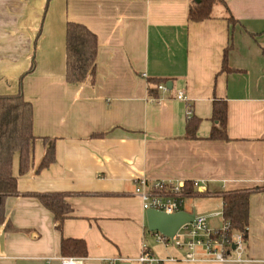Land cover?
Wrapping results in <instances>:
<instances>
[{
    "label": "crops",
    "instance_id": "0c3cea01",
    "mask_svg": "<svg viewBox=\"0 0 264 264\" xmlns=\"http://www.w3.org/2000/svg\"><path fill=\"white\" fill-rule=\"evenodd\" d=\"M223 1L210 18L189 21L194 0H0V94L20 91L32 103L35 136L26 172L13 158L18 194L5 201L0 264H44L63 256L62 239L85 242L84 264L142 251L181 259L184 250L163 247L148 229L136 179L197 182L205 194L192 195L203 197L187 202L191 210L184 198L182 210L207 222L221 216L219 192L264 184V0ZM68 21L97 37L94 74L80 84L65 78ZM148 78L171 88L152 95ZM217 98L227 101V139L208 138ZM192 116L200 122L188 139ZM51 145L54 160L41 167ZM50 193L71 207L60 228L38 198ZM243 254L164 264H264V190L249 196Z\"/></svg>",
    "mask_w": 264,
    "mask_h": 264
},
{
    "label": "trees",
    "instance_id": "16d2710c",
    "mask_svg": "<svg viewBox=\"0 0 264 264\" xmlns=\"http://www.w3.org/2000/svg\"><path fill=\"white\" fill-rule=\"evenodd\" d=\"M223 0H194L188 8L189 21H201L211 17L212 7ZM229 24L234 22L233 17L227 16ZM232 46L229 33L228 44L223 52L221 71H230L227 65V54ZM97 55V37L85 25L77 22L66 23L65 30V78L68 83L80 84L87 77H92ZM167 82L163 78H148L149 92L157 94V85ZM211 126L209 139H227V101L223 98L213 99L211 106ZM200 119L192 116L185 125V137L196 138V131ZM97 135V134H95ZM35 136L33 134V105L25 100L19 91L14 94H0V224L5 221V201L9 196L18 194L17 178L12 173V162L18 155L19 172L28 170ZM54 160L53 146L51 145L40 164L46 167ZM194 185L184 183V194L192 196L205 194L192 188ZM264 190V184L249 189H235L221 191V216L223 221H229L231 231L240 232L246 239L248 234L249 196L252 192ZM41 203L54 214L57 227L60 228L63 220L71 211L65 201V194L50 193L38 195ZM60 251L63 256H86L87 249L82 239H62Z\"/></svg>",
    "mask_w": 264,
    "mask_h": 264
},
{
    "label": "built area",
    "instance_id": "2783aa9c",
    "mask_svg": "<svg viewBox=\"0 0 264 264\" xmlns=\"http://www.w3.org/2000/svg\"><path fill=\"white\" fill-rule=\"evenodd\" d=\"M159 90H168L166 83L157 85ZM178 99H186L182 91L176 94ZM195 188L198 183L194 182ZM201 190V188L199 189ZM135 195L140 197L143 210L155 209L165 213H174L182 210L184 194V183H172L170 181H158L149 185L144 178L135 181ZM214 213L211 216H217ZM205 215H195L192 222L181 226L176 233L170 237L158 231H153L155 241L163 247L174 246L184 250L181 259L168 256L158 258L149 251H142L136 257L115 258L107 257L102 261L105 264L116 263H138V264H164L167 261L184 260L188 262H213L223 263L229 261H244L245 238L240 232L231 231L229 221H222L218 228H210ZM56 260L58 264H84L81 256H57L44 259V264H51Z\"/></svg>",
    "mask_w": 264,
    "mask_h": 264
},
{
    "label": "water",
    "instance_id": "95a60500",
    "mask_svg": "<svg viewBox=\"0 0 264 264\" xmlns=\"http://www.w3.org/2000/svg\"><path fill=\"white\" fill-rule=\"evenodd\" d=\"M171 88V82L166 83ZM147 227L150 231H158L162 234L172 237L176 231L183 225L190 223L195 218L194 212L180 210L174 213H165L155 209L145 211ZM121 264H131L124 262Z\"/></svg>",
    "mask_w": 264,
    "mask_h": 264
},
{
    "label": "rangeland",
    "instance_id": "374dc122",
    "mask_svg": "<svg viewBox=\"0 0 264 264\" xmlns=\"http://www.w3.org/2000/svg\"><path fill=\"white\" fill-rule=\"evenodd\" d=\"M202 197L203 196H189V197H185V203H184V207H183V209H189L188 207H187V202L189 201V202H191L192 200H195V199H197V198H199V199H202ZM189 210H191V209H189ZM216 210H218V209H216ZM208 225H209V227L210 228H218V227H220V225H221V223H222V218H221V216L219 215V216H214V217H212V218H210L209 219V221H208Z\"/></svg>",
    "mask_w": 264,
    "mask_h": 264
}]
</instances>
